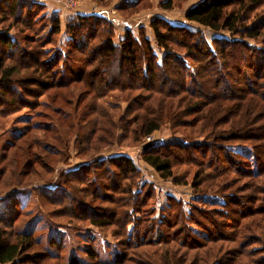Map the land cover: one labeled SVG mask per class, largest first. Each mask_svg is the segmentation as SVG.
<instances>
[{"label":"trees","instance_id":"16d2710c","mask_svg":"<svg viewBox=\"0 0 264 264\" xmlns=\"http://www.w3.org/2000/svg\"><path fill=\"white\" fill-rule=\"evenodd\" d=\"M148 4L124 0L116 8L128 16ZM44 5L0 0V116L46 109L31 114L1 148L0 180L9 172L11 184L0 194V264H45L64 249L60 235L45 242L36 235L42 213L27 220L17 194L67 161L71 139L88 159L31 191L58 223L109 229L116 243L110 259L100 260L91 244L81 248L87 261L71 253L66 264H264V20H254L264 0H200L188 7L186 21L229 33L211 43L162 17L151 21L152 37L139 26L115 38V21L95 13L74 14L62 30L58 11L41 12ZM160 5L170 9L173 0ZM114 89L126 103L117 120L99 103ZM46 93L54 108L38 101ZM166 123L182 139L154 143L142 160L177 183L173 164H195L197 195L191 203L167 195L156 209L152 184L138 182L129 156L97 153ZM16 148L23 157L9 156Z\"/></svg>","mask_w":264,"mask_h":264},{"label":"rangeland","instance_id":"374dc122","mask_svg":"<svg viewBox=\"0 0 264 264\" xmlns=\"http://www.w3.org/2000/svg\"><path fill=\"white\" fill-rule=\"evenodd\" d=\"M74 1L77 6L73 9L66 7L65 5L61 4V2L58 1L44 2L45 4L44 9L41 10V12H50L51 10H55V8L52 6L53 3L59 4L60 6H62L64 9L67 10L88 8L93 14L95 13V14L104 15L115 21V30H114L115 38L117 36L123 35L125 29H131L133 32H136L139 26H143L140 28H144L146 34L149 37H152V28L150 26V23L155 17H162L164 18V20H166L169 23L184 24L185 26H187V28L193 31H199V33H201V35L204 36V38H206V40L209 43H211V40L213 38L229 37V33L226 31L213 33L211 30H209L204 26H201L197 23L186 21V19L184 18L185 10L200 0H173V5L172 8L170 9H164L163 7H161L160 0H149L148 7L146 6L140 9L139 11H137L136 13L130 14L128 16L122 15L120 12H118L116 8L124 0H74ZM254 15H255L254 20H258V18L264 20V6L257 9L254 12ZM60 19H61V29L63 30L64 29L63 21L65 19H62V16H60ZM11 34H16V32L12 30ZM25 34H28V32H26ZM18 36L21 35L18 34ZM59 36H60L59 37L60 40H58L56 46L60 41H63L64 39L63 34ZM252 42L249 41V43ZM48 47H51V45H48ZM80 90L83 91L85 89L82 88ZM121 96L122 95L119 92V90L114 89L109 91L106 94V96H104L101 100H99V103L103 107L108 109L114 120H117L118 116L120 115V113L122 114L126 106V103L122 100L123 96L122 97ZM38 101L41 103L49 101L47 102L49 103L48 104L49 108H54L52 105H50V100L47 93L43 94ZM84 103L85 101H82L80 105H83ZM71 105H73V103H71ZM72 107L70 108L71 111H72ZM38 110L41 112V114H44V112H46V109H44V107L41 106L38 107L36 111ZM36 111L29 110L28 108L25 107L18 111H14L9 114L0 116V154H1V148L4 147L8 142L13 140V137L16 135L17 131L22 129V127L26 126V121L31 116V114H33ZM37 114L40 113L38 112ZM42 119L40 121L45 120ZM34 120L37 121L36 118L33 119V121ZM120 132L122 131L119 130V133ZM56 133L57 131L54 132V134ZM32 136H34V133H32ZM171 139L173 140L182 139V137L178 132H175L172 129H170L169 123H166L163 124L158 130L154 131L151 135L143 137L138 141H133L131 139H127L124 141L116 140L114 144L103 147L101 151L98 152L97 154H99V157H106L117 154H126L127 156H129L133 160L137 168L139 169L138 182H143V183L147 182L152 184V187L154 189V197H153L154 208L158 209L161 206H163L167 195L182 200L183 203H191L193 197L197 195L196 193H194V187L191 183L192 174L195 170L194 169L195 164H189L188 161H186L185 163L181 161L173 164L174 173L177 176V180L180 182L177 183L176 180L174 181V178H168V179L161 178L153 168H151L142 160V151H143L142 145L145 142H152L153 145L154 143H160L165 140H171ZM46 140H50V139H46ZM56 145L61 146L62 142H57ZM232 147H234L233 149L236 151H241L250 154V149L246 146L245 147L232 146ZM22 148L11 149L10 151H8L9 156L15 155L17 156V158L23 157ZM174 151L177 153L178 156H182V154L179 151L176 150ZM67 152L69 156L67 161L65 163L59 162L57 164V167L53 171V174L48 176L46 175V173L43 174V176L40 177V179L34 181L33 186L38 187L39 185L40 186L47 185L48 179L49 181H52V179H56L57 177H59L60 172L58 173V170L64 171V170L77 168V166L80 163L88 159L87 158L88 156L84 154L83 155L77 154V148L73 147V139L70 140V144ZM40 168L42 169L41 165H39L38 169ZM93 173L94 171H92L90 177H92ZM8 175H10L9 172H7L6 175L0 180V194H2V192L6 190L8 184L9 185L11 184ZM76 184L77 183H68L66 184V187L75 190L77 188ZM33 186L30 185L28 186L29 188L26 191L17 194L20 197V201L22 203H25L24 213L27 216L26 217L27 220L33 218L34 215L38 214V212L42 213V215H40L41 217L39 218V216H37L36 219L37 221L42 219V221H40L39 224H37V226L39 225V227L37 228L36 235L41 236L44 242L52 235L55 236L60 235L64 242V249L62 251H59L60 256L57 259L46 260L45 264H66L68 262L70 255H72L71 253L75 254L78 257V259L81 260L82 262L87 261L88 259L85 253L82 252L81 248L82 246H89L91 244H94L93 246L98 251V256L100 260L110 259L114 251V244L116 243V240L113 238V236H111L109 229H97L93 226L84 223H74V222H65V221H62V223H58L59 220L57 221V219L53 218L52 216H48L47 214H45L40 210V206H39L40 198L37 195L36 191L34 190L31 191ZM136 186H137V182L135 187ZM8 188H11V186H9ZM76 198L78 199V197ZM211 199H215V198L212 197ZM98 205L99 204L94 205L93 203H91V206L92 207L95 206V208H97L96 206ZM50 207H47L46 210L48 211ZM41 226L42 228H40ZM20 228L21 227L18 226L15 229H20ZM158 236L160 237V233L158 234ZM52 247L53 250L56 251L55 245ZM131 253L133 254V252ZM107 255L108 258L106 257ZM136 259L139 260L140 258L137 257ZM34 260L37 262V259H33V260L28 259L24 264H35Z\"/></svg>","mask_w":264,"mask_h":264},{"label":"crops","instance_id":"0c3cea01","mask_svg":"<svg viewBox=\"0 0 264 264\" xmlns=\"http://www.w3.org/2000/svg\"><path fill=\"white\" fill-rule=\"evenodd\" d=\"M52 6L55 8L56 11H58L59 15L62 16V19H68L72 17L74 14H87L91 13V11L88 8H79L75 10H67L64 9L59 4H52ZM122 36V35H121Z\"/></svg>","mask_w":264,"mask_h":264},{"label":"built area","instance_id":"2783aa9c","mask_svg":"<svg viewBox=\"0 0 264 264\" xmlns=\"http://www.w3.org/2000/svg\"><path fill=\"white\" fill-rule=\"evenodd\" d=\"M30 1H37V2H42V3L50 2V1H53V2L58 1L70 9H73L77 6L74 0H30Z\"/></svg>","mask_w":264,"mask_h":264},{"label":"water","instance_id":"95a60500","mask_svg":"<svg viewBox=\"0 0 264 264\" xmlns=\"http://www.w3.org/2000/svg\"><path fill=\"white\" fill-rule=\"evenodd\" d=\"M152 145V142H145L143 145H142V150H145L147 147L151 146Z\"/></svg>","mask_w":264,"mask_h":264}]
</instances>
